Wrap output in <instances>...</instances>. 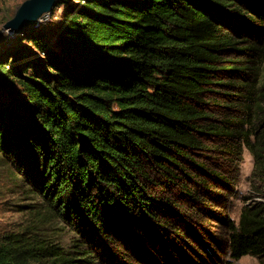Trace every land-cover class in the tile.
I'll list each match as a JSON object with an SVG mask.
<instances>
[{
	"label": "trees",
	"instance_id": "trees-1",
	"mask_svg": "<svg viewBox=\"0 0 264 264\" xmlns=\"http://www.w3.org/2000/svg\"><path fill=\"white\" fill-rule=\"evenodd\" d=\"M50 14L19 32L28 55L0 53V172L19 213L0 264H264V202L229 210L245 149L264 182V0Z\"/></svg>",
	"mask_w": 264,
	"mask_h": 264
},
{
	"label": "rangeland",
	"instance_id": "rangeland-1",
	"mask_svg": "<svg viewBox=\"0 0 264 264\" xmlns=\"http://www.w3.org/2000/svg\"><path fill=\"white\" fill-rule=\"evenodd\" d=\"M25 0H0V53H7L8 48L10 46L15 45L16 51L20 55H28V51L31 48V44L28 42L19 41L16 39L19 35V32L11 31L4 28L5 23L14 17L17 9ZM64 6L59 7L57 11L62 12ZM50 13L44 14L38 24H43L50 20ZM56 18V16H55ZM37 25V24H36ZM10 62L14 61V57H10ZM255 167V159L254 156L249 152V150L245 149L241 159L239 170L237 172V182L234 188H236V194L231 198V205L229 206L230 215L239 219L240 212L243 207L251 203L254 200L263 201L264 202V182L253 175V170ZM3 173L0 172V190H3L4 180L1 178ZM256 187H259L262 191L257 192L254 190ZM11 197L12 195L6 193L4 190L0 192V229L8 228L12 226L13 222H15L19 218V213L14 209L15 206L11 205ZM5 200H8L5 202ZM212 226L219 232V222L218 220H214ZM63 226V225H62ZM60 225V227H62ZM64 242L69 241V235L63 234ZM132 247V246H131ZM132 249H135L132 247ZM137 250V249H135ZM153 256H155V252L151 250ZM150 253V254H151ZM118 254V252H116ZM151 254V255H152ZM136 261H133V259ZM109 259H105L103 264H108ZM157 260V258H156ZM133 261V263H132ZM111 263H113L111 261ZM114 264H152L150 260L145 257H139L138 252L136 251V255L130 256L127 261H116ZM234 264H260V260L257 256L254 255H246L241 259L234 262Z\"/></svg>",
	"mask_w": 264,
	"mask_h": 264
},
{
	"label": "water",
	"instance_id": "water-1",
	"mask_svg": "<svg viewBox=\"0 0 264 264\" xmlns=\"http://www.w3.org/2000/svg\"><path fill=\"white\" fill-rule=\"evenodd\" d=\"M58 0H25L17 9L13 18L8 20L4 28L20 32L21 29L38 24L41 17L50 13Z\"/></svg>",
	"mask_w": 264,
	"mask_h": 264
}]
</instances>
